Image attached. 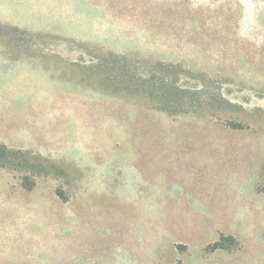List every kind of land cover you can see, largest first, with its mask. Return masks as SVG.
Listing matches in <instances>:
<instances>
[{
    "label": "rangeland",
    "instance_id": "rangeland-1",
    "mask_svg": "<svg viewBox=\"0 0 264 264\" xmlns=\"http://www.w3.org/2000/svg\"><path fill=\"white\" fill-rule=\"evenodd\" d=\"M0 98V264H264V0H0Z\"/></svg>",
    "mask_w": 264,
    "mask_h": 264
},
{
    "label": "crops",
    "instance_id": "crops-1",
    "mask_svg": "<svg viewBox=\"0 0 264 264\" xmlns=\"http://www.w3.org/2000/svg\"><path fill=\"white\" fill-rule=\"evenodd\" d=\"M0 100H1V98H0ZM5 107H7L6 110L4 112H2V110ZM7 109H8V106L4 105L0 101V134L11 132L10 127L15 125V122L17 121V119L14 115H12V116L8 115Z\"/></svg>",
    "mask_w": 264,
    "mask_h": 264
}]
</instances>
